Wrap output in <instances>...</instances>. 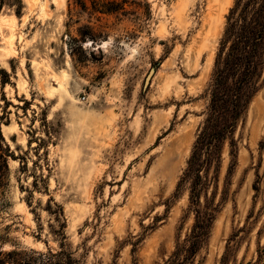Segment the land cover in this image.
Masks as SVG:
<instances>
[{
  "label": "rangeland",
  "instance_id": "1",
  "mask_svg": "<svg viewBox=\"0 0 264 264\" xmlns=\"http://www.w3.org/2000/svg\"><path fill=\"white\" fill-rule=\"evenodd\" d=\"M233 1L128 0L123 14H100L89 2L0 0L9 75L0 128L12 154L0 264H50L49 253L70 264H168L194 221L189 184L176 185ZM86 26L102 34L82 36ZM262 79L203 172L200 202L215 217L186 264L264 258Z\"/></svg>",
  "mask_w": 264,
  "mask_h": 264
},
{
  "label": "trees",
  "instance_id": "2",
  "mask_svg": "<svg viewBox=\"0 0 264 264\" xmlns=\"http://www.w3.org/2000/svg\"><path fill=\"white\" fill-rule=\"evenodd\" d=\"M127 1L68 0V5L73 2L85 10L89 2L94 13L123 14ZM85 28L81 32L82 36L89 34L96 37L102 34L93 32L90 26ZM263 71L264 0H234L225 16V25L205 88L208 99L203 111L204 119L176 185L177 191L182 184H189V209L194 214V221L184 239L177 241L168 264H186L208 241L215 209L208 203L201 205L200 202L204 188L203 172L206 173L211 165L220 160L222 144L233 134L252 98L262 86ZM7 82L9 75L0 68V87L3 89ZM2 98L7 104L5 97ZM11 155L0 128V194L8 184V156ZM53 257H58V253H49L47 261L50 264H70V256L69 259ZM254 264H264L263 256L259 255Z\"/></svg>",
  "mask_w": 264,
  "mask_h": 264
},
{
  "label": "water",
  "instance_id": "3",
  "mask_svg": "<svg viewBox=\"0 0 264 264\" xmlns=\"http://www.w3.org/2000/svg\"><path fill=\"white\" fill-rule=\"evenodd\" d=\"M100 47H101V43H99V44L97 45V48H100ZM149 78H150V74H149V76H148L147 79H146V84H147Z\"/></svg>",
  "mask_w": 264,
  "mask_h": 264
},
{
  "label": "clouds",
  "instance_id": "4",
  "mask_svg": "<svg viewBox=\"0 0 264 264\" xmlns=\"http://www.w3.org/2000/svg\"><path fill=\"white\" fill-rule=\"evenodd\" d=\"M109 43H111V41H109Z\"/></svg>",
  "mask_w": 264,
  "mask_h": 264
}]
</instances>
